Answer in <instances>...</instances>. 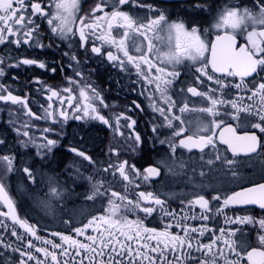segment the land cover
Wrapping results in <instances>:
<instances>
[{
  "label": "snow or ice",
  "instance_id": "1",
  "mask_svg": "<svg viewBox=\"0 0 264 264\" xmlns=\"http://www.w3.org/2000/svg\"><path fill=\"white\" fill-rule=\"evenodd\" d=\"M130 2L136 7H144L149 12L155 13L154 18H149L147 15L143 17L131 15L128 11L121 10V6ZM108 6L109 0H98L84 15L79 16L77 26L78 13L81 11L80 0H51L50 10H45L40 0H32L30 3L28 0H0V45L15 44L17 48L22 45L39 48L52 47V44L45 45L41 42L42 28L41 24L37 22V18H39L46 20L50 32L59 40L68 41L70 37L78 35L79 39L76 43L84 48L85 53H88L90 49L91 53L106 58L107 61L113 63L114 67H118L123 72L131 74V69H135L137 83L142 80L144 84L154 86V91L145 89L149 92L146 99L149 101L152 111L158 113L163 121L154 125L152 131L157 133L162 128L172 130L170 138L160 140L161 144H169L172 153L176 152L177 147L187 149L189 152L198 149L203 153L209 146L218 152L214 138L217 136L216 130L221 128L224 120L216 118L222 115L231 116L233 120H239L241 113L257 117L259 122H251V127L264 133V29L258 30L257 28L258 25L264 26V0H256L254 8L224 7L215 19L213 25L216 30L215 38L211 41L206 36H202L195 24L189 28L184 22H169L165 11H158L152 5L143 3V0H112V10L105 11ZM196 7L204 8L205 6L197 3ZM97 13H102V15H96ZM249 26L252 28L251 31L248 30ZM204 31L206 33L207 29ZM93 36L101 41V46H96L94 42L89 43L90 37ZM238 36H243L247 43L239 42ZM136 37L143 39L137 41ZM129 40H132L131 47ZM157 41L162 47H157ZM102 49L104 50L102 51ZM65 54L67 55V53ZM70 59L76 61L77 64L80 63L76 55H71ZM186 61L187 64H185ZM3 63L4 60L0 58V64ZM20 65H36L41 69L46 68L44 62L29 58L20 59L16 64H10L9 67H19ZM181 65L188 67L189 70H194L195 84H204L207 81L217 86L209 87L206 91L198 90L191 84L186 86V93H190L193 97H200L202 106L197 107L193 103V106L190 107L186 98L179 103L177 99L173 98L175 94L173 85L181 76L179 70ZM50 70L56 71L55 68ZM153 70L155 71L153 72ZM5 74V70L0 68V77ZM76 75L80 76L81 74L76 71ZM249 77L252 78L251 81L247 79ZM229 78H238V82ZM68 84L70 86H65L62 89H47L51 93L48 97L50 101L53 97L58 98L59 105L55 112L62 120L68 119L69 114L64 110V106L67 104V107L72 108L74 113L82 112L83 117L99 120L109 127H114L117 132H120L122 127L120 123L122 119L131 121L123 127L133 128L136 124V121L131 117L116 114L113 125L111 118H106L98 110L95 101L105 108L108 105L105 104L100 92L93 85L87 82L81 84L73 79H69ZM73 86H75L78 95H74ZM232 89L237 92L235 96L230 91ZM244 92L250 93L247 96L250 103L244 102L245 97L241 94ZM64 93L68 95L64 96ZM180 93H185L184 87L180 88ZM0 101L11 102L13 105H20L28 109L27 101L20 96L13 95L3 84H0ZM205 101L206 104L203 103ZM132 103L137 109L143 111L141 105L136 101ZM52 108L53 105L50 103L48 109ZM228 108L232 111H225ZM48 109H45L46 115L43 118H52L53 124L59 123L60 121L55 118L54 111ZM174 110L179 115L175 114ZM188 112H200L211 119L199 121L195 130L190 135L184 136L183 134L189 129L175 125L174 121H179V125H184L183 114ZM26 114L36 119L42 118L35 116L30 109ZM83 117L74 116L75 119ZM23 127L28 128L30 125L25 122ZM42 131L50 133L54 129L46 127ZM17 134L29 138L27 141H20V143L23 146L30 144L36 147L37 155L41 159L58 146L57 140L49 139L47 136L43 137L46 143L37 144L36 139L30 136L28 131L21 132L18 129ZM182 136L178 145L172 139V137ZM135 141L137 143L141 141L139 134L135 135ZM219 142L227 145V149L232 152L233 156L240 152L245 154L255 152L260 143L255 134L237 135L236 129L231 125L224 127L219 132ZM4 143V140L0 139V145ZM70 150L76 156L88 161L89 164L95 163L93 158L85 152L75 148ZM14 159L9 155L0 156V169H2L0 172V202L8 209L7 212L0 211V217L11 219L12 223L23 229L24 233L35 240H41L44 245L51 246L53 251L47 247H36L31 240H28L27 248H35V252L41 253L44 260H40L20 248L13 249V251H18L21 257L27 256L28 261L35 260V264H48L49 258L51 264H61L56 249L60 250L59 257H65L63 264H84V259H89V264H124L125 256L130 258L127 264H136L137 261L139 264H143L144 261H148V264H190V262L220 264L221 261L223 264H241V260L245 257L241 255L234 237L237 232L243 231L242 228L220 227L219 235H216L215 230L206 224L198 229L183 222L197 218L208 221L213 216H222L226 225L258 224L259 228L264 230V218L257 220L251 215H237L233 218L225 212V209L237 205H256L259 209L264 210V184L224 197L222 204L217 205L214 210L210 207L211 201L204 195L198 194L195 199L187 202V206H198L201 210L199 217L187 214L178 217L176 212L165 207L164 200L152 192L139 191L134 193L135 200L129 199L128 195L113 190L111 183L105 188L104 181L92 183L94 177L89 176L87 179L91 183L92 193L88 195L87 199L94 200L98 196L103 197L107 194L109 205L106 209L107 214L93 216L83 227L73 229L77 236H84L89 243L53 232L51 235L59 236L62 241V243H56L52 240L42 239L37 235L34 226L17 215L14 201L9 196L6 185L2 182L4 177L14 171ZM215 159L220 160V155L217 154ZM213 162L211 159L207 161L208 164ZM224 163L231 165L234 161L224 158ZM102 170L114 178L119 173V178L126 182L124 184L125 193L130 185H134L136 188L140 187V184L136 183L137 180L142 178L143 181H148L151 177L160 174L157 167H148L141 173L134 164H129L127 160L119 163L109 161L107 167ZM23 171L30 180L35 181L34 173L30 168L25 167ZM77 173L79 174V169H77ZM101 188H104L103 192L100 190ZM50 194L59 195L55 187L50 188ZM221 199L219 195L211 197L213 201H221ZM116 200L121 203L117 204ZM179 211L183 213L184 209ZM157 212L161 216L162 223L164 217H171L176 221L175 224L165 223V227L161 231L145 226L144 221ZM127 213L134 215L143 213L144 215H137L135 220H130ZM209 213H213V216H210ZM0 226L8 227L2 221H0ZM174 227L180 228L183 235L171 232L170 229ZM89 228L97 235H86ZM205 232H211L213 237L209 243H200L198 237H203ZM193 233H198V236H193ZM11 235L21 242L25 239L15 229L11 231ZM143 241H155L156 243L151 245ZM218 242L224 247H219ZM258 242L260 245H264V234L258 235ZM133 244L136 245L135 249ZM244 246L241 243L239 248ZM5 247H10V245ZM69 249L74 251L70 252ZM194 252H199L201 255L196 257L193 255ZM229 252L235 257L234 259L229 257ZM149 253L156 255H149ZM169 255L173 257L172 260L168 259ZM105 256L108 257L107 261L103 259ZM75 257H82V259L77 261ZM116 257H120V259ZM246 259L248 264H264V250L253 248L246 252ZM18 264H26V261L21 259Z\"/></svg>",
  "mask_w": 264,
  "mask_h": 264
},
{
  "label": "flooded vegetation",
  "instance_id": "2",
  "mask_svg": "<svg viewBox=\"0 0 264 264\" xmlns=\"http://www.w3.org/2000/svg\"><path fill=\"white\" fill-rule=\"evenodd\" d=\"M28 2L30 3L32 0H28ZM40 2L45 10H50L51 0H40ZM97 2L98 0H80L81 11L78 13L77 26L79 24V16L84 15ZM111 2L112 0H109V6L105 8V11L112 10ZM143 3L152 5L158 11H165L169 22H184L186 27L189 28L192 24H195L202 36H206L211 41L215 38L216 30L213 27L215 19L224 7L254 8L256 0H143ZM197 3L203 4L205 7H196ZM121 10L141 17L147 15L149 18H154L155 16V13L149 12L147 8L136 7L131 2L121 6ZM255 10L258 11V9ZM96 15H102V13H97ZM37 22L41 24L42 28L41 42L45 45L52 44V47L39 48L22 45L17 48L15 44L0 45V58L4 60V63L0 64V68H3L6 73L5 76L0 77V84L8 88L13 95L29 99L30 105H33L32 109L35 116L42 118L36 119L32 117L27 121L30 127L19 129L12 118L16 113L17 105L0 101V139L5 142L0 145V148H7L10 150L11 156L15 158L14 171L4 177L2 182L6 185V190L14 201L17 215L34 226L37 235L42 239L62 243L59 236L51 235L56 232L72 236L81 242L89 243L84 236H77L73 229L83 227L93 216L107 214L106 209L109 207L107 194L103 197L98 196L94 200L87 199L88 195L92 193L91 183L87 179L89 176L94 177L92 183L104 181L105 188L111 183L113 190L128 195L129 199L135 200L136 196L134 193L139 191L152 192L155 196L164 200L165 207L176 212L178 217L184 214L199 217L201 210L198 206H187V202L195 199L198 194L204 195L205 198L209 199L211 201L210 207L214 210L217 205L222 204L224 197L264 184V133L251 127V122H259L257 117L248 116L246 113H241L239 120H233L231 116L226 115L217 117L216 119L218 120H224L221 128L216 130L217 136L214 138L218 152L209 146L203 153L198 149H193L189 152L187 149L180 147H177L176 152L172 153L169 144L160 143V140L171 137L172 130L162 128L157 133L152 131L154 125L163 121V118L158 113L152 111L149 107V101L146 99L149 92L145 91V89L154 91V86L144 84L142 80L137 83L135 69H131V74L123 72L118 67H114L113 63L107 61L106 58L91 53L90 49L88 53H85L84 48L76 43L79 39L78 35L70 37L68 41H61L50 32L46 20L37 18ZM257 28L258 30L264 29V26L258 25ZM205 29H207L206 33ZM248 30H252L251 26H249ZM135 39L139 41L143 38L136 37ZM238 41L247 43L243 36H238ZM93 42L96 46H101V41L95 39L94 36L89 39L90 44ZM131 44L132 40H129L130 47ZM156 44L157 47H162L158 41ZM112 50L115 51V49ZM71 55H76L80 63L77 64L76 61L71 60ZM24 58L44 62L46 68L41 69L36 65L9 67L10 64H16L18 60ZM187 63L186 61L185 64ZM52 68H55L56 71L52 72L50 70ZM179 70L181 76L173 85L175 90L173 98L177 99L178 103L186 98L190 107L193 106V103L197 107L202 106L200 97H193L190 93H186V86L191 84L202 91H206L209 87L217 86L207 81L204 84H195L194 70H189L184 65H181ZM76 71H79L81 75L77 76ZM69 79L76 80L81 84L87 82L100 92L108 107L105 108L103 105H99L98 101H95V104L102 115H105L106 118H111L113 125L115 124L114 117L116 114H124L131 117L132 120L136 121V124L133 128L123 127V125L131 121L122 119L120 121L122 127L120 132H117L114 127H109L99 120L83 117L82 112L74 113L72 108L67 107V104H65L64 110L69 114L68 119L66 121L62 120L58 113L55 112L59 105L58 98L53 97L50 101L48 97L51 93L47 89H62L65 86H70L68 84ZM229 79H235L238 82V78ZM247 79L251 81L252 78L249 77ZM73 87L74 95H78L75 91V86ZM181 87L185 88V93L183 94L180 93ZM230 91L233 96L237 94L235 89ZM141 92L144 94L141 95ZM3 94L6 95L7 93ZM241 94L245 97L244 102L250 103L247 100V96L250 93L244 92ZM63 95L67 96L68 94L64 93ZM133 101L140 104L143 111L137 109L132 103ZM35 103L38 105L36 106ZM50 103L53 105L52 109H48ZM203 103L206 104V101ZM163 106L167 107L166 105ZM45 109L54 111L55 118L60 122L53 124L52 118H43L46 115ZM225 111L230 112L232 109L228 108ZM174 113L179 115L176 110H174ZM75 115H80L83 118L75 119ZM183 118L185 120L184 125H179V121H174V124L189 129L183 134L184 136L190 135L199 121L211 119V117H207L206 114L200 112L184 113ZM8 121L10 122L9 124ZM228 125L234 127L238 134L250 133L257 135L260 140V150L251 156H243L240 153L233 156L232 152L227 149V145L219 142V132ZM46 127L52 128L54 131L44 133L42 130ZM18 129L21 132L28 131L30 136L36 139L37 144L46 143L43 137L47 136L49 139L57 140L58 146L41 159L37 155L36 147L30 144L23 146L20 143V141H27L29 138L26 137L20 140L17 134ZM121 132L123 133L122 135ZM136 134L141 136L139 143L135 141ZM204 134L206 135L207 133ZM182 138L183 136L172 137L177 145ZM72 148L85 152L93 158L95 163L89 164L88 161L76 156L70 150ZM217 154L220 155V160L215 159ZM224 158L233 160L234 163L231 165L226 164L224 163ZM210 159L214 161L212 164L207 163ZM123 160H127L129 164H134L141 173L148 167H157L160 174L151 177L148 181H143L142 178L137 180L136 183L140 184V187L136 188L134 185H130L127 193H125L124 184L126 182L119 178V173L114 178L102 170L107 167L109 161L119 163ZM21 167L30 168L34 173L35 181L30 180L24 171V176L20 177ZM77 169H79V174ZM97 169H100V171H97ZM0 172H2V169H0ZM244 176L246 177L245 181L248 180L246 181L247 183L243 182ZM52 187L57 189L59 195L50 194V188ZM100 190L103 192L104 188ZM215 195L221 196V201L211 200V197ZM32 197L42 201L49 208L43 209L42 212L35 211L34 208L30 207ZM181 201H184V203H181ZM180 209H184V212L181 213ZM0 211H8L2 202H0ZM225 212L233 218L237 215H251L257 220L264 218V210L259 209L256 205L246 207L237 205L225 209ZM127 215L130 220H135L137 215L143 216L144 214L137 213L134 215L127 213ZM209 215L213 216V213H209ZM163 220L164 222L162 223L161 216L157 212L153 216L148 217L144 223L147 227L161 231L164 229L165 223L175 224L176 222L171 217H164ZM0 221L8 226L7 228L0 226V264H18L21 259L25 260L26 264H35V260L28 261L27 256L21 257L18 251H13L16 248H20L38 259L44 260L41 253L35 252V248H27L28 240H31L36 247H47L50 251H53L50 245H44L41 240H35L24 233L23 229H20L18 225H14L11 219L0 217ZM183 223L198 229L206 224L215 230L216 235H219L218 229L220 227L242 228L243 231L237 232L234 237L241 255L242 251L239 245L244 242L249 243L248 245L251 248L264 249V245H260L258 242V233L263 231L258 224L226 225L222 216H213L208 221L199 218L189 219ZM13 229L25 238L23 242L11 235ZM170 231L183 235L180 228L174 227ZM85 234L97 235L91 228L87 229ZM192 235L198 236V233H193ZM212 237L213 234L211 232H205V235L198 237V239L200 243H209ZM143 242L151 245L156 243L155 241ZM6 245H10V247H5ZM218 246L224 247L219 242ZM64 247H67V245H64ZM133 248H136L135 244H133ZM141 250L143 251V249ZM55 251L61 260V264H63L65 257H59V249ZM69 251L72 252L74 250L69 249ZM149 255L155 256L156 254L149 253ZM193 255L199 257L201 253L194 252ZM228 255L230 258H235L230 252ZM116 258L120 259V257ZM75 259L79 261L82 257H75ZM103 259L107 261L108 257L105 256ZM129 259V257L125 256L124 264H127ZM168 259L172 260L173 257L169 255ZM220 263L223 262L221 261ZM48 264H51L50 258ZM84 264H89V259H84ZM136 264H139V261ZM143 264H148V261H144ZM190 264H194V262H190Z\"/></svg>",
  "mask_w": 264,
  "mask_h": 264
},
{
  "label": "rangeland",
  "instance_id": "3",
  "mask_svg": "<svg viewBox=\"0 0 264 264\" xmlns=\"http://www.w3.org/2000/svg\"><path fill=\"white\" fill-rule=\"evenodd\" d=\"M26 101H27V104H28V109H25V108H23V107H21L20 105H17L16 106V113L13 115V121H15L16 123H17V127L19 128V129H21V128H24L23 127V125H24V123L25 122H27L29 119H31L33 116H29V115H27L26 113H27V111L30 109L31 110V112L32 113H34L33 112V105H30V100L29 99H25ZM35 105L37 106L38 104H36L35 103ZM35 109V108H34ZM5 111V110H4ZM5 112H7V111H5ZM10 117V116H9ZM10 122L8 121V124H9ZM0 130H1V128H0ZM19 138H20V140H22V139H24V138H26L25 136H22V135H19ZM170 138V137H169ZM0 156H3V155H9V156H11V153H10V150H8L7 148H5V147H2V148H0ZM19 175H20V177H23L24 176V174H23V167H21L20 168V173H19ZM245 179H246V177L244 176V178H243V182L245 183L246 181H248V180H246L245 181ZM247 183V182H246ZM30 203H31V205H30V207H32V208H34L35 209V211L36 210H38V211H40V212H42V210L43 209H45V208H49V207H47L46 205H44L43 204V202L42 201H40V200H37V199H34V197H32L31 198V200H30ZM116 203L117 204H119V203H121L119 200H116ZM38 215V214H37ZM40 218H42V216H40ZM259 234H264V230L262 231V232H260V233H258V235ZM245 246L243 247V248H241V251H242V256H244L245 258L244 259H242L241 260V264H248L247 263V261H246V252L251 248V247H249V243H246V242H244L243 243ZM220 264H223V263H220Z\"/></svg>",
  "mask_w": 264,
  "mask_h": 264
},
{
  "label": "water",
  "instance_id": "4",
  "mask_svg": "<svg viewBox=\"0 0 264 264\" xmlns=\"http://www.w3.org/2000/svg\"><path fill=\"white\" fill-rule=\"evenodd\" d=\"M237 133V132H236ZM244 134H246V133H243V134H238L237 133V135H244ZM247 134H250V133H247ZM259 139V138H258ZM260 141V140H259ZM259 148H260V143H259V145H258V147H257V150L255 151V152H251V153H247V154H245L244 152H240V154H242L243 156H251V155H253V154H256L258 151H259ZM258 186V185H257ZM257 186H253V187H250V188H254V187H257ZM248 189V188H247ZM245 190V189H244ZM244 190H242V191H244ZM246 206H251V205H243V207H246ZM253 249V248H252ZM252 249H250L249 251H251ZM259 249H261V250H264V249H262V248H259Z\"/></svg>",
  "mask_w": 264,
  "mask_h": 264
}]
</instances>
